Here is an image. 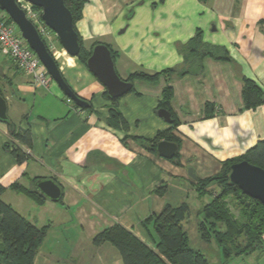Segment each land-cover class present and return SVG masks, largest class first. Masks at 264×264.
Here are the masks:
<instances>
[{"label": "crops", "instance_id": "1", "mask_svg": "<svg viewBox=\"0 0 264 264\" xmlns=\"http://www.w3.org/2000/svg\"><path fill=\"white\" fill-rule=\"evenodd\" d=\"M0 15L6 18L1 9ZM75 28L86 50L104 43L117 54L115 69L122 79L134 72H174L168 81L163 75L135 78L132 90L113 104L97 78L59 44L55 59L66 82L91 106L79 108L50 76L47 86L36 85L0 54L7 115L32 135L28 160L18 163L4 149L9 139L0 121V184L5 188L0 198L35 225L48 226L34 264L39 254L48 262L113 264L102 251L109 242L93 245L97 232L120 223L144 237L143 220L166 203L186 202L190 214L198 211L209 197H198L197 180L187 168L198 179L215 175L224 160L264 138V102L246 108L242 99L243 78L264 92V0H85ZM196 30L220 49L217 56L185 62L182 46ZM166 86L171 87L174 129L157 114ZM111 110L122 115L126 129L110 123ZM167 129L178 140V163L142 142ZM35 177L53 179L61 199L30 196L26 190ZM15 182L20 191L9 188ZM262 239L253 252L226 264H264V234ZM214 260L220 264L219 253Z\"/></svg>", "mask_w": 264, "mask_h": 264}, {"label": "trees", "instance_id": "2", "mask_svg": "<svg viewBox=\"0 0 264 264\" xmlns=\"http://www.w3.org/2000/svg\"><path fill=\"white\" fill-rule=\"evenodd\" d=\"M200 1L205 2L206 0ZM84 2L85 0H64L66 7L72 14L75 30V22L81 16ZM33 8L41 11L36 6H33ZM6 17L8 21L12 22L7 14ZM79 44L80 51L76 57L85 65L90 50L83 47L80 36ZM219 49L204 42L201 31L196 30L194 35L182 46L181 51L185 62H190L192 59H200L205 55L217 56ZM111 55L113 60L117 56L112 49ZM221 57L224 58L225 55ZM173 72L174 70L171 68L163 69L152 75L134 72L126 80L130 82L135 78L154 80L163 75L168 81ZM242 82L244 106L255 108L262 104L264 102L263 90L251 79L243 78ZM0 94L3 96L1 88ZM104 95L109 98L106 91ZM170 97L171 87L166 86L158 101L157 110L163 108L170 112L171 128L174 129L177 121L169 104ZM118 99L110 100L113 104H116ZM74 105L79 107L76 104ZM90 107L89 104L87 108ZM208 107L209 104H206V108ZM110 123L113 126L120 125L124 129L127 128L122 115L114 110L110 111ZM5 124L7 125L9 140L4 144V149L12 155L16 162H26L29 158L27 149L30 148L32 143L30 130L16 128L11 120ZM170 129L159 131L153 138H144L142 142L144 141L150 151L156 153L155 147L160 140L178 142ZM176 157H178L177 152L171 159L178 163ZM242 160L264 169V138L256 141L240 156L224 160L220 171L215 175L198 179L195 182L198 197H209V200L203 202L198 210L200 220L196 229L200 240L203 242L215 241L220 247L222 253L220 264L228 263L233 257L249 254L263 243L264 204L244 194L237 185L229 182V166ZM38 179L40 178H33V187L27 189L26 192L30 196L34 195L43 200L45 197L36 191L34 187V182ZM9 188L14 191L22 189L17 182L11 184ZM4 190L5 188L0 184V195ZM156 192H160L159 188L156 189ZM230 195L235 196L237 201L235 204L238 210L237 217L231 213L225 202V199ZM189 215L190 206L186 202L178 205L166 203L158 214H151L143 220L144 237H139L129 227L115 223L97 232L92 238V243L99 246L106 241L109 242L118 251L122 264H212L204 253L192 248L189 244L187 233L182 227L183 221ZM217 222L224 223L223 230H219L215 226ZM148 224H152L156 240L153 239ZM47 230V225H35L0 198V264H34L35 255L47 234Z\"/></svg>", "mask_w": 264, "mask_h": 264}, {"label": "water", "instance_id": "3", "mask_svg": "<svg viewBox=\"0 0 264 264\" xmlns=\"http://www.w3.org/2000/svg\"><path fill=\"white\" fill-rule=\"evenodd\" d=\"M20 0H0V9L4 11L18 26L22 37L46 68L50 78L56 82L61 91L80 108L89 106L88 100L80 97L66 82L59 65L41 38L35 25L27 18L25 11L19 5ZM40 8L41 19L56 35L61 47L70 56H77L80 51L78 32L74 29L73 18L64 0H25ZM86 68L104 86L110 99L119 98L132 89V82L122 79L115 69L111 49L104 43H95L90 49V55L85 62ZM157 114L167 122H171L170 112L160 108ZM0 121L7 123L6 99L0 94ZM178 145L169 140L157 142L156 154L164 158H173ZM188 175L198 180L194 169L187 168ZM229 182L237 185L240 190L264 204V169L246 160L234 162L229 166ZM34 187L45 198L58 201L62 196L61 187L51 178H40L34 182Z\"/></svg>", "mask_w": 264, "mask_h": 264}, {"label": "built area", "instance_id": "4", "mask_svg": "<svg viewBox=\"0 0 264 264\" xmlns=\"http://www.w3.org/2000/svg\"><path fill=\"white\" fill-rule=\"evenodd\" d=\"M19 5L25 11L27 18L35 25L41 38L46 44H51L56 35L41 19V11L35 10L33 5L20 0ZM0 54L8 57L14 65L36 85L47 86L49 75L38 56L22 37L18 26L7 17L0 15ZM67 101L71 99L67 97Z\"/></svg>", "mask_w": 264, "mask_h": 264}, {"label": "rangeland", "instance_id": "5", "mask_svg": "<svg viewBox=\"0 0 264 264\" xmlns=\"http://www.w3.org/2000/svg\"><path fill=\"white\" fill-rule=\"evenodd\" d=\"M48 47L50 48V50L52 51L54 57H55V53H54V48L59 47V42L58 39H54L51 44H47ZM52 48V49H51ZM2 55V54H1ZM67 55V54H66ZM3 56V55H2ZM226 204L228 206V208L230 209L231 213L237 217L238 216V210L236 209L235 204L237 203L235 196H228L227 199H225ZM199 210V209H198ZM200 220V215L198 214V211L196 210L195 212L191 211V214L189 217H187L183 223H182V227L183 229L186 231L187 236H188V241L189 244L192 248L195 249H200L208 258V260L212 263V264H217L215 262V257L216 254L219 253L221 256V260H222V253H221V249L220 247L217 245V243L215 241L212 242H206V245L204 247H202V245L199 243L200 242V238L196 229L197 223ZM215 226H217V228H219V230H223L224 227V223L221 222H217L215 224ZM55 228H57V226H55ZM148 229L150 230V233L153 237L154 240H156V234L153 231L152 225L148 226ZM71 233H73V231H71ZM76 233H78L76 231ZM241 239V238H240ZM107 248H102V251H105V253L110 255V259L113 262V264H122L120 255L118 253V251L116 250V248L111 245L110 243L106 244ZM89 249V248H87ZM217 249L219 250V252L217 251ZM36 264H73L72 262H69L68 259L62 260L60 262H48V260L43 257V255H38L36 258ZM81 264V263H79ZM86 264H104L103 262H99L97 260L93 261V262H89Z\"/></svg>", "mask_w": 264, "mask_h": 264}]
</instances>
